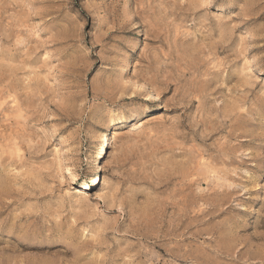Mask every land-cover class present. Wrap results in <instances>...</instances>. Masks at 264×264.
I'll list each match as a JSON object with an SVG mask.
<instances>
[{"label":"rangeland","instance_id":"374dc122","mask_svg":"<svg viewBox=\"0 0 264 264\" xmlns=\"http://www.w3.org/2000/svg\"><path fill=\"white\" fill-rule=\"evenodd\" d=\"M0 264H264V0H0Z\"/></svg>","mask_w":264,"mask_h":264},{"label":"bare ground","instance_id":"6f19581e","mask_svg":"<svg viewBox=\"0 0 264 264\" xmlns=\"http://www.w3.org/2000/svg\"><path fill=\"white\" fill-rule=\"evenodd\" d=\"M130 66H131V60H130V58H127L123 62V68H122L123 71L128 70ZM147 98H149V97H147ZM114 121H116V120H114ZM114 121H112V122L114 123ZM109 131L110 130H105L104 132H102L101 135H100L99 143L95 146V148L93 147L94 150H93V153L91 154V157H92V161L95 164H98V162L100 161V158L102 157L103 152L106 151V149L110 145V133H109ZM91 182L93 184H97L99 182V179L97 178V174H94L91 177ZM83 187L86 188L87 187V183L83 184Z\"/></svg>","mask_w":264,"mask_h":264}]
</instances>
